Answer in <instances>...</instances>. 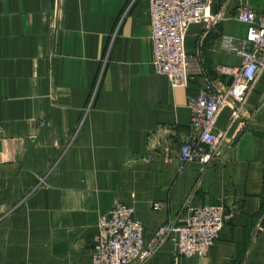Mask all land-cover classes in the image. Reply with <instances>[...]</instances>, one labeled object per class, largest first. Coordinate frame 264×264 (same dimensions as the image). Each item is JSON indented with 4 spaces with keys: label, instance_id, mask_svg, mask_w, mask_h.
Wrapping results in <instances>:
<instances>
[{
    "label": "crops",
    "instance_id": "obj_1",
    "mask_svg": "<svg viewBox=\"0 0 264 264\" xmlns=\"http://www.w3.org/2000/svg\"><path fill=\"white\" fill-rule=\"evenodd\" d=\"M243 6L264 13V0H212L215 21L189 28L184 88L154 71L148 0H0V264H91L118 202L147 240L201 205L232 215L206 256L167 241L144 264H264V73L237 116L232 100L219 112L216 157L180 159L190 98L241 64L223 35L247 36Z\"/></svg>",
    "mask_w": 264,
    "mask_h": 264
},
{
    "label": "built area",
    "instance_id": "obj_2",
    "mask_svg": "<svg viewBox=\"0 0 264 264\" xmlns=\"http://www.w3.org/2000/svg\"><path fill=\"white\" fill-rule=\"evenodd\" d=\"M148 5L154 71L167 77L172 87L187 88L192 75L186 37L193 24L215 21L212 0H148ZM235 17L249 25L247 36L224 34L223 49L239 57L241 64L218 66L217 73L230 76V84L216 90L208 80L190 98L192 133L180 147L184 164L198 161L206 165L216 157L224 136L216 127L219 112L232 100L237 116L253 83L264 73V13L243 6ZM162 207L160 201L153 203L154 210ZM231 216L223 203L201 205L191 209L180 223H163L147 240L135 208L118 202L98 219L91 264H144L167 241L173 242L179 256L204 257Z\"/></svg>",
    "mask_w": 264,
    "mask_h": 264
}]
</instances>
